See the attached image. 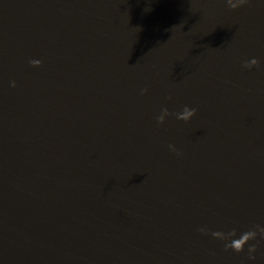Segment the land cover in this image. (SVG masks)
<instances>
[{
  "label": "water",
  "instance_id": "95a60500",
  "mask_svg": "<svg viewBox=\"0 0 264 264\" xmlns=\"http://www.w3.org/2000/svg\"><path fill=\"white\" fill-rule=\"evenodd\" d=\"M256 225L264 0H0V264H264L210 234Z\"/></svg>",
  "mask_w": 264,
  "mask_h": 264
},
{
  "label": "clouds",
  "instance_id": "9594fccd",
  "mask_svg": "<svg viewBox=\"0 0 264 264\" xmlns=\"http://www.w3.org/2000/svg\"><path fill=\"white\" fill-rule=\"evenodd\" d=\"M248 2L249 0H227V6L233 11H235L247 5ZM30 63L33 67L36 68L42 66L40 60L34 59L31 60ZM259 66H260V62L255 58L246 60L243 63V67L249 71L252 70L253 68H259ZM12 87H16L15 83L12 84ZM148 91L149 90L147 88L143 89L141 95H147ZM169 99H171V97H169ZM169 115H173V113L170 114L167 108H162L160 114L156 117L157 123L160 125H164L167 122L166 117H168ZM174 115L178 121L189 123L197 115V111L195 108L184 106L182 111L176 112L174 113ZM169 148L177 156L180 155V153L173 145H169ZM199 231L202 235L209 234L207 230L204 228L199 229ZM210 234L213 238L225 242L224 247L226 251H232L236 254H242L244 253L245 248L247 247L248 259L250 261H255L256 260L255 253L257 252L258 247L257 244H251L250 246V242L264 240V227L256 225L254 230L245 231L241 233L239 236H237L235 230L229 233L215 231V232H211Z\"/></svg>",
  "mask_w": 264,
  "mask_h": 264
}]
</instances>
